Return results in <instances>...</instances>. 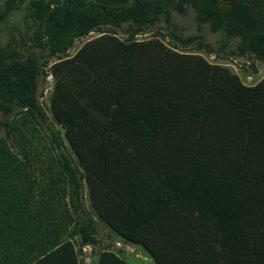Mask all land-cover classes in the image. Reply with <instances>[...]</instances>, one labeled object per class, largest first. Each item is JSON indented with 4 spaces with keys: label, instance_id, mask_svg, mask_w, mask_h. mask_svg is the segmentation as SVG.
Returning <instances> with one entry per match:
<instances>
[{
    "label": "trees",
    "instance_id": "1",
    "mask_svg": "<svg viewBox=\"0 0 264 264\" xmlns=\"http://www.w3.org/2000/svg\"><path fill=\"white\" fill-rule=\"evenodd\" d=\"M183 1L5 0L0 23L26 4L25 18L31 24L20 38L12 34L6 46L0 45V109H19L20 120L10 122V132L20 138L23 149L22 158L7 138H0V264H81L83 245L100 243L96 218L122 240L142 244L154 257L153 264H264V255L252 250H213L210 255L185 248L188 238H170L173 233L204 231L203 203L189 207L187 195L193 188L188 191L187 176L178 178L174 171L188 173V139H195L196 170L202 172L206 137L219 135L222 121L243 126L264 107V77L248 85L226 66L212 64L199 53L178 51L159 35L136 38L170 6L183 12ZM186 1L213 31L239 36L241 54L250 52L264 61V0ZM123 23L133 27L125 39L103 30ZM93 31L100 34L67 54L76 39ZM35 47L47 51L42 62H51V110L59 131L48 126L40 102L42 63L33 53ZM32 122L50 129L57 148L64 143L63 132L77 165L60 152L42 177L37 176L25 147L24 129ZM162 136L182 139L180 159L158 157ZM162 180L178 185L180 195L163 190ZM194 182L199 190L201 178ZM222 212L216 208L207 214L214 219L212 233L228 230L215 221ZM192 242L204 240L199 236ZM97 264L130 263L118 251L104 248Z\"/></svg>",
    "mask_w": 264,
    "mask_h": 264
},
{
    "label": "crops",
    "instance_id": "2",
    "mask_svg": "<svg viewBox=\"0 0 264 264\" xmlns=\"http://www.w3.org/2000/svg\"><path fill=\"white\" fill-rule=\"evenodd\" d=\"M240 78L245 83L241 76ZM257 82L248 85H254ZM226 110V113H229L228 107ZM237 118L240 120V117ZM245 124H250V127L246 128ZM245 124L242 126L239 123L233 126L229 121H222L219 135L210 134L206 137L203 159L200 160L203 162L204 171L202 172L196 170L195 139L194 137L189 138L188 173L180 169L174 170L178 178L183 175L187 176L188 191L193 188L191 189L192 195H187L189 207H195L197 202H202L204 207L203 233L188 236L176 233L170 235L173 240L188 238L189 242L184 247L189 250L200 248L210 255L213 250H218L222 254H230L228 252L231 250L241 252L252 250L253 254L264 255V107L251 114V121L246 120ZM180 142L182 139L175 136L159 137L157 140L160 145L158 157L180 159L179 156L184 154L180 150ZM198 176L202 182L199 190L196 185H193L196 182L191 183L193 180L196 181ZM161 184H165L162 187L163 190H175L174 193L177 196L180 195L178 190L181 189L178 185H168L165 180H162ZM197 191H199V196H197ZM216 208H220L223 212L221 217L215 221L228 225V230L222 234L210 231L214 219H210L207 214ZM96 220L104 222L97 218ZM246 227H252L254 232H245ZM199 236L204 242L202 244L193 243L192 240ZM214 238L218 242H213ZM233 241H244V243L235 245ZM123 242L130 248L131 246L138 247V252L142 255L138 262V257L131 251H118L130 264L154 263V257L142 244L124 240Z\"/></svg>",
    "mask_w": 264,
    "mask_h": 264
},
{
    "label": "rangeland",
    "instance_id": "3",
    "mask_svg": "<svg viewBox=\"0 0 264 264\" xmlns=\"http://www.w3.org/2000/svg\"><path fill=\"white\" fill-rule=\"evenodd\" d=\"M4 2L5 0H0V9L4 7ZM25 5H23V9L16 11L7 22L0 23V45L6 46L12 34L20 38V33L28 30L31 19L25 18L27 14L24 9ZM182 6L185 9L183 12L179 11L175 5L170 6L168 13L161 14L155 23L145 25L143 30L136 34V38L150 39L159 35L168 46L178 51L199 53L212 64L226 66L233 72L238 73L247 84H253L264 76V61L256 59L254 54L250 52L240 53L239 46L241 45V39L239 36H230L223 30L213 31L210 23H202L196 18V10L189 1L184 0ZM103 30L115 31L119 37L125 39L133 30V27L129 23H123L120 28L104 26ZM160 33L163 34V37ZM99 34V31H93L85 37L76 39L67 54H75L85 41ZM191 36H195L196 39L190 43H182L181 39ZM198 42L203 43L204 47L200 48ZM33 53L42 63V72L38 77V94L42 108L47 115V124L53 130L59 131L61 130V126L55 121L51 110V95L55 83L54 76L50 70L51 62H42L47 51L35 47L33 48ZM18 110L15 109L8 113L0 109V138H7L12 150L23 158V149L19 143L20 138L14 137L10 132V122L15 124L20 120ZM24 131L27 135L26 140H28L25 147L33 158V169L37 176L42 177L41 172L47 171V167L57 159L60 152L70 157L74 161V164L77 165V157L63 132L61 133V139L64 143L60 148H57L50 141L51 133L49 128L32 122ZM85 203L90 207L89 194L86 187ZM97 224V236L100 238V243L96 246L90 244L89 246L83 245L80 253L81 264H97L99 254L104 248L120 252L131 251L138 257V262L141 260L139 258H142V255L138 252V247L131 246L130 248L104 222L99 221ZM77 244L80 247L79 238H77ZM84 247L86 248L84 249Z\"/></svg>",
    "mask_w": 264,
    "mask_h": 264
}]
</instances>
